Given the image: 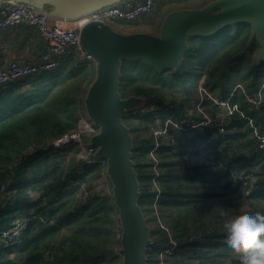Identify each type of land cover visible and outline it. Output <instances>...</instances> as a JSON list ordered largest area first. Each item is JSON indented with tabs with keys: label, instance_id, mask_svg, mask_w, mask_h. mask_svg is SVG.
Masks as SVG:
<instances>
[{
	"label": "trees",
	"instance_id": "16d2710c",
	"mask_svg": "<svg viewBox=\"0 0 264 264\" xmlns=\"http://www.w3.org/2000/svg\"><path fill=\"white\" fill-rule=\"evenodd\" d=\"M187 45L175 69L157 70L143 60L121 62L120 99L135 97L141 100L135 105L147 108L122 117L133 141L137 205L145 218L156 211L147 225L159 220L175 242L158 224L149 227L146 264H160L158 255L165 249V264H222L226 259L241 264L225 245L228 222L216 205L234 202L237 210L246 204L253 214H264V149L254 134L264 136V61L255 57L259 45L247 23L187 37ZM94 78L92 64L66 61L0 86V232L18 219L25 221L16 242L0 244V264H117V211L112 196L95 191L103 166L98 160L78 161L75 145L63 153L51 145L84 116L86 90ZM200 79L207 93L238 111L222 132L211 127L193 134L170 127L168 140L155 148L152 134L143 137L142 132L167 119L184 121L186 105L197 103ZM259 95L258 106L249 103ZM202 106L222 111L208 99ZM32 145L37 148L27 152ZM241 176L253 178L251 187Z\"/></svg>",
	"mask_w": 264,
	"mask_h": 264
},
{
	"label": "water",
	"instance_id": "95a60500",
	"mask_svg": "<svg viewBox=\"0 0 264 264\" xmlns=\"http://www.w3.org/2000/svg\"><path fill=\"white\" fill-rule=\"evenodd\" d=\"M127 0H0L26 4L47 12L54 19L76 20L104 7ZM247 23L259 45L257 61H264V0H214L200 9L170 12L158 35H122L109 25L90 22L80 31L83 50L95 62V78L86 90L84 108L98 127L91 139L96 157L106 159L112 185L113 204L121 225L122 264H146L145 251L151 244L149 226L137 205L139 185L131 160L133 141L122 117L140 99H120L118 87L121 62L143 60L157 70L175 69L188 50L187 37L211 36L230 25Z\"/></svg>",
	"mask_w": 264,
	"mask_h": 264
},
{
	"label": "built area",
	"instance_id": "2783aa9c",
	"mask_svg": "<svg viewBox=\"0 0 264 264\" xmlns=\"http://www.w3.org/2000/svg\"><path fill=\"white\" fill-rule=\"evenodd\" d=\"M157 0H127L119 5H112L101 8L99 10L87 13L76 20L54 19L48 16L47 12L35 9L26 4L7 2L0 8V30H5L18 25H27L35 28L45 43V48L42 49L39 62L29 63L25 60H11L7 58L8 52L6 48L0 49V86L8 83H13L23 80L30 76H35L43 72L52 71L58 68L63 62H84L92 64L94 67L96 62L94 58L87 54L80 43V31L86 24L90 22L107 23L112 21L132 22L140 16L149 14ZM237 86L236 88H238ZM235 88V89H236ZM211 100L217 104L222 111H218L213 115L206 114L202 106L205 100ZM249 103L253 106H258L261 103V96L258 99L248 98ZM198 117L188 116L181 123L167 119L162 125H158L152 130L154 146L157 148L164 140H168V131L172 127L178 130L189 131L196 133L206 128L219 127L223 131V126L226 124L227 117L232 116L238 111L236 105H230L228 101L219 102L205 89L198 86L197 103L195 105ZM130 111L145 112L147 108L144 103L134 105ZM98 134V127L87 117L80 116L76 128L55 138L52 142V150L54 152H66V149L75 145L78 149L77 159L83 164L90 165L95 161H99L103 166L101 178L108 179L107 163L104 158H97V147L93 146L91 139ZM260 147L264 149V136L259 137ZM37 147L32 145L28 147L27 152H33ZM154 153L150 152V157L154 158ZM82 172V170H80ZM100 178V179H101ZM99 179V180H100ZM98 180V181H99ZM115 227L116 237L114 252L122 264L121 252V225L116 215ZM25 221L18 219L14 225L5 232H0V244L10 245L16 242L21 236L24 229ZM160 227L164 229L170 239L171 244L175 246L172 236L167 228L161 223ZM169 249L160 252L158 259L160 264L164 263V255Z\"/></svg>",
	"mask_w": 264,
	"mask_h": 264
},
{
	"label": "crops",
	"instance_id": "0c3cea01",
	"mask_svg": "<svg viewBox=\"0 0 264 264\" xmlns=\"http://www.w3.org/2000/svg\"><path fill=\"white\" fill-rule=\"evenodd\" d=\"M169 1L173 0H157L149 14L142 15L135 21L115 22L113 31L122 35L136 33L158 35L161 23L170 12L190 9L181 7V5L168 9L166 7L169 6H166L165 3ZM158 7L159 10L157 9ZM166 9H168L167 13L163 14ZM1 48L7 49V58L11 60H25L29 63H37L39 62L42 49L45 48V43L35 28L27 25H18L0 30Z\"/></svg>",
	"mask_w": 264,
	"mask_h": 264
},
{
	"label": "rangeland",
	"instance_id": "374dc122",
	"mask_svg": "<svg viewBox=\"0 0 264 264\" xmlns=\"http://www.w3.org/2000/svg\"><path fill=\"white\" fill-rule=\"evenodd\" d=\"M214 0H173V1H169L167 3H165L166 6H169V7H166V8H173V7H176V6H179L181 5V7H184V8H190V9H194V8H202L204 7L205 5H207L208 3L212 2ZM183 2V3H182ZM159 10V7L157 8ZM166 9L163 14H166L167 13V10ZM107 25H109V27L114 30V24H115V21H112V22H107L106 23ZM259 50H256L255 52V57L257 59L258 55H259ZM202 84V79H200V82H199V86H201ZM238 85H235L233 91L235 90V88L237 87ZM202 87V86H201ZM213 96V95H212ZM173 97L175 98H178L179 100L181 99L180 96H177V95H174ZM215 97L219 102H221L218 97L215 95L213 96ZM178 100V101H179ZM195 100H190L189 101V104L191 106H187L186 105V115L187 117L188 116H195L196 117V110H195V105L196 103L194 102ZM204 112L206 114H209V115H213L216 113V111L211 107V106H208L206 107V109L204 108ZM84 115H87L86 112H84ZM229 122V117H227V121H226V124ZM225 124V125H226ZM219 128V127H218ZM189 132V131H187ZM201 132V131H199ZM199 132H196V133H199ZM190 133V132H189ZM139 134V133H138ZM152 132L150 131V133H143L142 132V136L145 137L147 135H151ZM195 134V133H194ZM254 134L256 135L257 132L254 131ZM258 135V134H257ZM199 142V141H198ZM199 147L202 148L204 146V144L202 143H199ZM198 147V146H197ZM198 147V148H199ZM154 155V154H153ZM241 179L243 181V185L244 186H250L253 184V178L252 177H249V176H241ZM154 185V184H153ZM155 188V185L153 186ZM95 191L98 193L99 196H104V195H107V196H112V185L109 181V178L108 179H104V178H101L99 181L96 182L95 184ZM234 202H230V203H227V201L225 203H217L216 205V208L218 210H221V215L224 216L226 219H227V222H230V221H233L234 219L236 218H239L241 216H244V215H250V214H253V209L252 208H249L246 204H243V206H241L239 209L236 210V208L234 207ZM219 212V211H218ZM245 212H250V214H245ZM157 216V212L155 211L154 213H147V216H146V220H152V218H154V216ZM160 221L158 220L157 222H151L148 224L149 227L151 228H154L159 224ZM116 226V225H115ZM115 237H116V227H115ZM115 246V244H114ZM118 260V259H117ZM119 260L117 261V264H119ZM222 264H230V261L229 259H226Z\"/></svg>",
	"mask_w": 264,
	"mask_h": 264
},
{
	"label": "clouds",
	"instance_id": "9594fccd",
	"mask_svg": "<svg viewBox=\"0 0 264 264\" xmlns=\"http://www.w3.org/2000/svg\"><path fill=\"white\" fill-rule=\"evenodd\" d=\"M225 245L241 264H264V214L244 215L224 225Z\"/></svg>",
	"mask_w": 264,
	"mask_h": 264
}]
</instances>
